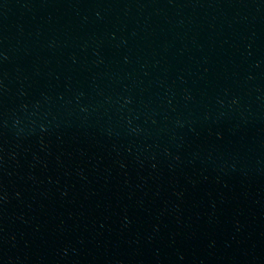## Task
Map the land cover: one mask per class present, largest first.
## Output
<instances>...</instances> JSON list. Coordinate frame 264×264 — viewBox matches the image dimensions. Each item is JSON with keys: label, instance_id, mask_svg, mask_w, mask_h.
<instances>
[{"label": "water", "instance_id": "1", "mask_svg": "<svg viewBox=\"0 0 264 264\" xmlns=\"http://www.w3.org/2000/svg\"><path fill=\"white\" fill-rule=\"evenodd\" d=\"M0 264H264V0H0Z\"/></svg>", "mask_w": 264, "mask_h": 264}]
</instances>
